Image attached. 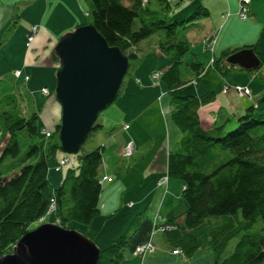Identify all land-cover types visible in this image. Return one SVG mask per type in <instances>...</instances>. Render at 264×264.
Here are the masks:
<instances>
[{
  "label": "trees",
  "instance_id": "trees-1",
  "mask_svg": "<svg viewBox=\"0 0 264 264\" xmlns=\"http://www.w3.org/2000/svg\"><path fill=\"white\" fill-rule=\"evenodd\" d=\"M157 1L159 10H151L142 0H92L91 14L92 24L109 46L121 48L130 62L138 57L134 53L137 44L156 34H160V51L171 61L160 80L172 97L171 118L190 134L192 145L189 153L168 156L167 172L184 183L183 199L188 206L167 222L162 234L186 257L210 248L214 264H264V95L236 119L234 129L227 130L229 120L213 129L202 127L199 111L216 95L183 92L187 83L181 67L192 44L179 31L208 17L209 11L200 6L186 20H175L170 17L169 1ZM136 20L140 25L135 29ZM230 55L213 57L220 73L237 67L226 62ZM53 58L59 62L56 53ZM187 65L196 80L205 70L200 62ZM39 121L35 112L31 116L21 112L13 81L0 78V258L46 217L52 205L55 221L64 229L72 228L71 222L89 226L101 211L99 171L104 148L80 154L79 166L68 170L66 178L53 187L49 163L58 158L61 144L39 139ZM99 127L95 123L91 134ZM58 130L59 126L53 134L58 135ZM21 132L26 140L21 139ZM234 238H239L237 245L225 256ZM128 239L123 236L101 249L97 264H121Z\"/></svg>",
  "mask_w": 264,
  "mask_h": 264
},
{
  "label": "crops",
  "instance_id": "crops-1",
  "mask_svg": "<svg viewBox=\"0 0 264 264\" xmlns=\"http://www.w3.org/2000/svg\"><path fill=\"white\" fill-rule=\"evenodd\" d=\"M168 1L170 17L175 20H186L200 6L209 11L208 17L187 24L184 29V37L192 44L188 52L191 57L184 61L187 64L203 63L205 70L198 80L192 72L194 78H189L192 85L185 81L183 92L200 97L214 92L215 100L203 105L199 111L202 126L213 129L230 116L243 114L254 100L264 95V0L250 1L246 19L239 15L240 0ZM89 6H92L90 10ZM17 7H22L20 15L23 19ZM160 8L159 3L154 9ZM84 9L88 11L85 15L90 17L92 0L91 3L89 0H0V53L7 56L10 51L15 58L19 57L18 66L12 69H20L30 76L29 82L34 69V74L41 69L50 82L54 81L59 64L53 58V46L62 36L87 25ZM28 10H32L33 16ZM37 25L41 27L32 44L26 47L31 27ZM211 37L216 41L212 54L204 51ZM159 39L157 34L137 44L138 57L130 63L120 94L98 118L100 127L96 131L102 133L99 147L104 148L99 175L112 178L101 184V211L90 224L92 239L104 249L113 241L128 237L121 264H214L215 255L210 248L199 249L193 257H186L173 249L162 232H156L158 219L172 220L187 209L182 192L184 183L169 177L167 160L171 153H189L192 145L190 134L180 130L171 118L174 107L167 86L161 80L155 82L151 76L163 72L171 63L168 55L160 51ZM242 49H253L262 61L261 66L248 72L231 67L223 74L209 63L212 57L220 59L226 53L232 55ZM211 66L217 72L211 77L214 80L209 79ZM232 73V77L227 78ZM11 76L16 82L21 78L24 82L23 76L15 78L13 72ZM40 79L41 76L37 77ZM227 85L229 88L226 89ZM237 86L248 87L251 98L241 99ZM49 91L52 95V90ZM51 95L45 103L48 110L43 111L44 105L41 108V123L48 129H53L56 122L58 124L60 109L62 112L61 105L58 106ZM50 109L53 110L51 117ZM127 123L130 127L124 130L122 126ZM128 141L134 142L136 153L129 160H123L120 153ZM121 161L124 162L120 164ZM165 176L168 180L160 185V179ZM148 241H152L155 251L147 252L144 257L135 255L136 247Z\"/></svg>",
  "mask_w": 264,
  "mask_h": 264
},
{
  "label": "water",
  "instance_id": "water-1",
  "mask_svg": "<svg viewBox=\"0 0 264 264\" xmlns=\"http://www.w3.org/2000/svg\"><path fill=\"white\" fill-rule=\"evenodd\" d=\"M55 49L60 59L56 91L63 112L61 150L75 154L118 97L130 58L121 48L109 46L93 24L62 36ZM226 61L246 70L261 65L253 49H242ZM100 254L97 244L80 232L46 223L28 232L0 264H97Z\"/></svg>",
  "mask_w": 264,
  "mask_h": 264
},
{
  "label": "rangeland",
  "instance_id": "rangeland-1",
  "mask_svg": "<svg viewBox=\"0 0 264 264\" xmlns=\"http://www.w3.org/2000/svg\"><path fill=\"white\" fill-rule=\"evenodd\" d=\"M89 3H91V0H89ZM148 5H149V7L150 8H152V9H154V8H158V6H159V1H157V0H150V2L149 3H147ZM157 5V6H156ZM19 6V5H18ZM91 7L92 6H89L88 7V9L90 10L91 9ZM18 8V10H17V12H18V14L20 15V13H21V10H22V7H17ZM27 12H29V14L31 15V16H33L32 15V10H28ZM26 12V13H27ZM86 12H88L87 10H83V15L85 16V18H87L86 19V21H85V23L87 24V25H89V24H91L90 23V21H93V15L91 14L92 13V11L91 12H89V14L91 15L90 17H88V15L86 14L85 15V13ZM21 16V18L23 19L24 17L22 16V14L20 15ZM27 19V18H26ZM26 19H25V21H26ZM30 19V18H29ZM19 20H20V18H19ZM89 22V23H88ZM139 23H138V21L136 20V21H134V28L136 29V28H138L139 27ZM33 27H36V28H38V30L40 29V27L41 26H32L31 28V32H30V34H32V30H34L33 29ZM38 32V31H37ZM180 32V35L181 36H184V29H182L181 31H179ZM29 34V35H30ZM28 35V36H29ZM35 35V34H34ZM157 35V34H156ZM160 35V34H159ZM27 36V37H28ZM211 40V39H210ZM28 41V40H27ZM209 43L210 42H208V43H206V45H205V52H207V53H210V54H212L213 52H211L210 50H208L207 48H209L208 46H209ZM32 44V42L30 43V45ZM29 45V46H30ZM29 46H27V43H26V47H29ZM56 46H57V44L55 45V46H53L54 47V49L56 48ZM55 53H56V49H55ZM134 53H136L137 54V48H135L134 49ZM1 54V57H0V78H3V79H5V80H12L13 81V83H14V87H15V91H16V93L18 94V96H19V104H21V112L24 114V115H29V116H31L32 115V113H36V114H38L39 115V117H40V121H39V124H40V127H39V135H40V137H39V139H42V138H44V140L47 142H49V140L51 141V142H55V143H59L60 142V136H59V131H60V128H61V125H62V123H61V121H62V117H63V113L61 112V109H60V114H59V116L61 117H59L60 118V120H59V122H58V124H57V122H56V124H54V127H53V129H48V128H45L44 127V125L41 123V112H42V107H43V105H44V110L43 111H46V110H48L47 108H48V106L46 107V101H48V99H49V97L48 96H50L51 95V92L49 91V89L50 90H52V95H51V97L52 98H54V100H55V102H57V104H58V106H60V102H58V100H57V91H56V87H57V81H56V79L54 80V81H52L51 80V82L49 81V79H48V77H46V73L44 74V72H42L41 71V69L39 70L40 72L38 73H36V74H34L35 73V69L33 70V74H32V80L29 82V79H30V76H28V75H25L24 74V72H22V70H20V69H18V70H14L13 71V69L12 68H15V67H17L18 66V58L19 57H17V58H15L16 56H15V54H11L10 53V51H9V54L6 56V54H2V53H0ZM127 54V53H126ZM128 55V54H127ZM191 55V54H190ZM190 55H188V57H186L187 58V60L191 57ZM185 58V59H186ZM59 59V58H58ZM214 60V59H213ZM260 60V59H259ZM133 62V61H132ZM132 62H130V63H132ZM210 63V62H209ZM58 64L60 65V59H59V62H58ZM185 65H183L182 67H181V75H182V78H183V80L184 81H186L187 83L189 82V80H191V79H193L194 78V76H193V74H192V71H191V69L188 67V65H187V63L185 62L184 63ZM211 64V63H210ZM229 64V63H228ZM261 64H262V61H261ZM212 65H214V61L212 62ZM231 65V64H230ZM233 65V64H232ZM261 66V65H260ZM259 66V67H260ZM238 67V66H237ZM258 67V68H259ZM59 68V67H58ZM57 68V69H58ZM240 68V67H239ZM238 68V69H239ZM56 69V70H57ZM211 71H210V76H209V79H211V80H214V78H211L212 77V75L214 76V75H217V72H216V70H215V68L213 67V66H211ZM241 69H244V68H241ZM257 69V68H256ZM255 70V69H254ZM18 71L20 72V74H18L17 75V73H18ZM58 71V70H57ZM245 71H246V69H245ZM248 71H252V70H247L246 72H248ZM13 72V74H14V76H15V78H18V77H24V82H22V78L21 79H19V81H15L14 80V77H12L11 76V73ZM159 73H161V72H155V73H152L151 74V76H152V79L155 81V82H157V80H160L161 79V77L158 79V77L159 76H156L157 74H159ZM156 74V75H155ZM234 73H232V74H230L227 78H230V77H232V75H233ZM56 75H57V73H56ZM39 76H41V79L40 80H37V77H39ZM189 78H191V79H189ZM226 78V79H227ZM196 80V79H195ZM193 82H194V80H193ZM213 82V81H212ZM29 83V84H28ZM191 82H189L187 85H189ZM195 84L197 83V81H195L194 82ZM190 85H192V84H190ZM43 86H47V87H43ZM42 87V88H41ZM227 88H229V86L227 85L226 86V89ZM239 88H242V90L243 89H245V90H248V92H249V95H243V96H241V94H239ZM41 89V90H40ZM236 89H237V91H238V94H239V96H240V98L242 99L243 97H248V98H251V93H250V90H249V88L248 87H245V86H243V87H241V86H237L236 87ZM120 94V93H119ZM262 97V96H261ZM260 97V98H261ZM260 98H258V99H256V100H254V102H253V104L252 105H256V104H258L257 102H258V100L260 99ZM251 105V106H252ZM60 108V107H59ZM248 108V107H247ZM244 109H245V107H244ZM50 111H51V109H50ZM53 111V110H52ZM52 111L51 112H49V117H51L52 116ZM102 114V113H101ZM240 115L238 114V115H236V114H234L233 115V117L232 116H230L231 118H228V120L229 121H231L229 124H227V130H232V129H234L235 127H236V125H237V123H236V119L239 117ZM228 120H226L227 122H228ZM233 121H235L234 123H232ZM97 122L99 123V121L97 120ZM54 123V122H53ZM225 123V122H224ZM128 124V123H127ZM221 125V124H220ZM57 126H59V130H58V135H54L53 133H54V131H55V129H56V127ZM126 124H123V129L124 130H127L126 129ZM201 126H202V122H201ZM129 127H130V125H129ZM129 127H127V128H129ZM203 127V126H202ZM92 131V130H91ZM102 133H100L99 131L97 132H94V133H90V135H89V137L85 140V144L82 146V148H81V150L78 152V153H75V154H69V153H66V152H63L61 149H60V151H59V153H58V158H56L53 162H50L49 163V166H50V169H49V175H48V177H49V179H50V181H51V184H52V186L53 187H57L62 181H63V179H65L66 178V174H67V171L68 170H70L71 168L72 169H76V167L77 166H79L78 164H79V155L80 154H86V152H90V151H92V150H95L97 147H99L100 145H102V143H101V140H100V138H102V135H101ZM120 135V137L122 136V134L121 133H119ZM53 135H54V137H53ZM20 136L22 137L21 139H24V140H26V138H27V135H25V133H23V132H21V134H20ZM128 142H132L133 144H134V142L133 141H128ZM61 144V143H60ZM61 147H62V144H61ZM125 147V146H124ZM123 147V148H124ZM123 148H122V150H123ZM121 150V151H122ZM136 151V146H135V144H134V147H132L131 148V155L129 154V157L128 158H122L123 160H129L130 158H132V157H134V155H135V152ZM122 153V152H121ZM120 153V154H121ZM66 156H70V158L74 161V163H73V165H68V163H62V161L65 159V157ZM104 157V156H103ZM122 157V156H121ZM124 161H121V162H119L120 164H122ZM104 177H108V179L107 180H109V179H111L112 177H109V176H104ZM104 177H100V184H102L103 182H105L106 180H103V178ZM168 180V176H165V177H163L162 179H160V181H159V184L160 185H162V184H164V183H166V181ZM184 188V187H183ZM56 219H55V213H54V210H50L49 211V213L46 215V217H44V218H42L40 221H37L35 224H33L32 226H31V230L30 231H34V230H36V228L37 227H39L40 225H45L46 223H54V224H59V222H58V220L57 221H55ZM167 222L168 221H166V220H164V221H162V218H160V219H158V222H156L155 223V225H156V232H158V231H160V232H162L163 233V230L164 229H166L167 228ZM70 227H72V228H68V229H74V230H76L77 232H80L82 235H84V236H86L88 239H92L93 237H92V228H90V225L89 226H86V225H83V224H81V223H76V222H71L70 223V225H69ZM67 229V230H68ZM94 230V229H93ZM93 240V239H92ZM238 240H239V238H234V239H232L231 241H229V245H228V248L226 249V251H225V256H229L230 255V253L234 250V248H235V246L237 245V242H238ZM95 243H96V241L95 240H93ZM146 243H150L151 244V246H153L154 247V245H153V243H152V241H148V242H145V243H143V244H146ZM97 244V243H96ZM98 246V245H97ZM99 247V246H98ZM100 249V248H99ZM136 250V249H135ZM177 250V252H180V253H182L181 252V250L180 249H176ZM155 251V247H154V249H150L149 251H148V253H153ZM135 252V251H134ZM147 252H145L144 254H139L138 256H140V257H144V255L146 254ZM135 254V253H134Z\"/></svg>",
  "mask_w": 264,
  "mask_h": 264
},
{
  "label": "built area",
  "instance_id": "built-area-1",
  "mask_svg": "<svg viewBox=\"0 0 264 264\" xmlns=\"http://www.w3.org/2000/svg\"><path fill=\"white\" fill-rule=\"evenodd\" d=\"M149 0H142L143 4H147ZM250 1L251 0H240V18L241 19H246L247 18V14H248V11H249V4H250ZM34 30H32V34H30L27 39V46L30 45L31 42H33V37H34V34L38 31V28L36 27H33ZM211 39V40H210ZM207 42H210L209 43V48H207L208 50H210L211 52H213V48H214V44H215V39L213 37L209 38V40ZM214 58L212 57V59L210 60V63L212 65V62L214 61L213 60ZM20 74V72L18 71L17 75ZM156 75V74H155ZM156 76H159L158 79L161 77V73L157 74ZM239 94H241V96L243 95H249V92L248 90H245L242 88H239ZM126 129L127 127H129V124H126ZM134 147V144L132 142H128L125 147L123 148V150L121 151V156L122 158H128L129 157V154L131 155V148ZM68 163V165H73L74 161L70 158V156H66L65 159L62 161V163ZM108 177H104L103 180H107ZM51 209L54 210V205L51 206ZM150 249H154L153 246H151L150 243H146V244H143V245H140L138 247H136V250H135V255H139V254H144L145 252H148Z\"/></svg>",
  "mask_w": 264,
  "mask_h": 264
},
{
  "label": "bare ground",
  "instance_id": "bare-ground-1",
  "mask_svg": "<svg viewBox=\"0 0 264 264\" xmlns=\"http://www.w3.org/2000/svg\"><path fill=\"white\" fill-rule=\"evenodd\" d=\"M13 249V248H12Z\"/></svg>",
  "mask_w": 264,
  "mask_h": 264
}]
</instances>
